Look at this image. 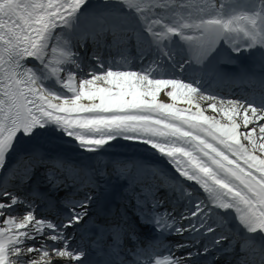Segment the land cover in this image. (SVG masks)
Returning a JSON list of instances; mask_svg holds the SVG:
<instances>
[{
  "label": "snow or ice",
  "instance_id": "6c2138e0",
  "mask_svg": "<svg viewBox=\"0 0 264 264\" xmlns=\"http://www.w3.org/2000/svg\"><path fill=\"white\" fill-rule=\"evenodd\" d=\"M0 264H264V0H0Z\"/></svg>",
  "mask_w": 264,
  "mask_h": 264
},
{
  "label": "bare ground",
  "instance_id": "6f19581e",
  "mask_svg": "<svg viewBox=\"0 0 264 264\" xmlns=\"http://www.w3.org/2000/svg\"><path fill=\"white\" fill-rule=\"evenodd\" d=\"M160 99L164 102H170V100L163 93L161 94ZM207 114H212V113L209 112ZM113 143H114V146L108 150L109 154L106 155L105 157H103V159L105 161H111L114 159H122V160H130L131 161L134 159V156L139 152L150 154V157L153 156V153L147 147L140 145V144H136V143H132V142H128V141H123V140L119 141L118 143L117 142H113ZM65 147L69 148V149H73L75 147V145L68 144V145H65ZM68 154L77 155L84 160L87 159V157L84 154L78 153L75 151H69ZM159 166L163 167V165H159Z\"/></svg>",
  "mask_w": 264,
  "mask_h": 264
}]
</instances>
